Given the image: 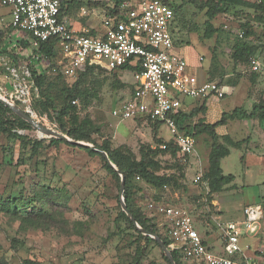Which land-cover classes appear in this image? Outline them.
I'll return each mask as SVG.
<instances>
[{"label":"rangeland","instance_id":"374dc122","mask_svg":"<svg viewBox=\"0 0 264 264\" xmlns=\"http://www.w3.org/2000/svg\"><path fill=\"white\" fill-rule=\"evenodd\" d=\"M204 1L174 0V4L179 5L174 38L177 45L187 47L184 55H190L191 64L196 65L201 55L202 72L209 79L224 85L222 89L225 95L219 102L204 100H207L205 121L213 123L222 112H228L235 106L250 110L253 103L264 101V80L251 78L248 65L239 63L235 66L231 57L233 45L245 42L258 45L257 55L264 58V29L250 9L227 4L226 11L217 14L211 21L219 31L211 38H205ZM93 2L66 0L64 10L71 14L82 6L87 12L85 17L89 18L96 8ZM8 10L9 7L0 5V29L3 31L0 56L4 46L7 51L2 54L14 56L16 51L7 45L12 33L8 31L11 21ZM246 22L255 35H243V24ZM241 32L242 36L239 35ZM6 76L0 68V86ZM131 80L130 73L100 69L70 79H54L57 87L62 84L71 87L77 83L81 88L82 97L73 102L79 117L88 116L99 127L100 131L92 136L97 143L106 139L112 147H128L139 157L141 145L155 147V135L167 140L171 134L164 124H159L155 133L148 120H119L112 115V110L129 95ZM51 93L55 96L57 88L51 89ZM184 101L191 103L194 100L184 98ZM32 109L35 121L58 131L44 99L39 95L32 103ZM194 121L196 117L191 118L190 122ZM234 123L238 125L230 124L227 130L232 134V139L242 143L239 148L231 147L230 153L220 163L225 175L234 176L230 183L233 187L212 195L217 201L216 206L209 204L206 182H192L199 166L203 171L208 166L212 139L206 132L195 136L191 163L188 162L183 170L168 155L158 156L161 162L159 172L178 177V186L155 188L138 177L133 179L134 187L138 188L133 194L135 205L152 220L162 236H166L164 216L149 208L150 202L185 209L200 236L216 251H222L217 223L241 220L243 207L264 197V127L257 122L243 126L244 121ZM17 131L31 140H40L42 147L33 155L31 145H23L18 139L0 135V201L20 195L25 199L36 188L34 185L48 182L51 187L62 189L66 204L56 206L42 201L21 208V215H26L33 206L51 212L54 210V220L42 222L39 226L23 224L19 218L0 208V260L4 264H167L156 241L147 244L139 242L143 253L137 255L135 232L125 220L115 219L120 205L119 188L99 156L89 155L85 150L66 143L50 145V138L32 126Z\"/></svg>","mask_w":264,"mask_h":264},{"label":"built area","instance_id":"2783aa9c","mask_svg":"<svg viewBox=\"0 0 264 264\" xmlns=\"http://www.w3.org/2000/svg\"><path fill=\"white\" fill-rule=\"evenodd\" d=\"M95 1L105 5L106 14L100 28L90 33L74 29L62 17L60 0H0L1 6L9 7V26L14 29L7 45L16 50L10 56L2 54L7 51L2 48L0 68L7 76L0 96L32 116V103L39 95L36 76L53 72L70 79L87 66L112 71L127 64L132 68V92L112 115L119 120L145 117L161 122L179 151L190 155L195 136L178 126L179 114L187 112L184 98L221 99L225 92L217 81L200 80L199 67L174 51L172 0ZM48 41L56 49L52 57L39 50ZM248 71L264 80V61L251 56ZM201 177L198 173L193 181L201 182ZM148 206L164 216L168 247L180 254L182 264H264V197L245 205L241 220L217 223L222 251L203 242L185 209L153 202Z\"/></svg>","mask_w":264,"mask_h":264},{"label":"trees","instance_id":"16d2710c","mask_svg":"<svg viewBox=\"0 0 264 264\" xmlns=\"http://www.w3.org/2000/svg\"><path fill=\"white\" fill-rule=\"evenodd\" d=\"M64 0H60V11L61 15L64 11ZM204 7L206 8V20L203 24V36L205 38H211L216 34L219 29L214 27L211 23L214 16L219 13L226 11L227 4H232L236 7H245L252 11L255 20L263 26L264 29V0H205ZM171 7L174 10V20H176V12L179 8V5L170 3ZM244 31L243 35L245 37L255 35L251 30L249 23L246 22L243 24ZM14 29L11 26H8V31L12 32ZM7 31V32H8ZM93 31H90L92 33ZM9 33V32H8ZM3 38V31L0 29V41ZM24 46L25 43L20 41ZM176 43V41H175ZM40 52L43 54L52 57L55 55L56 49L54 48V42L48 41L42 43L40 46ZM258 50V45H252L251 43L245 42H236L233 45V50L231 57L234 65L239 63H246L248 65V60L251 56L256 55ZM96 68L95 66H87L83 71L78 74L84 75L93 71ZM131 67L127 64L112 70L113 72H130ZM106 71V70H105ZM110 72V71H109ZM250 73V72H249ZM77 75V76H79ZM50 76L52 78H50ZM251 78L257 77L256 75L250 73ZM54 79H64L60 74L56 73H45L35 77V85L38 89L39 97L44 99L45 107L50 112V116L53 121L57 124L58 131L66 134L68 137L74 140L86 141L94 144L100 149H103L108 158L124 173L125 177V188H124V200L127 205L129 212L133 215L137 223L144 229L148 230L152 234H156L161 237L165 245L168 247L170 239L167 236H162L156 225L152 220L146 217L139 207L135 205V199L133 194L137 187H134L133 179L135 177L140 178L143 182L148 185H151L155 188H163L164 186L176 187L178 186V177L171 173H160L159 169L161 168V162L158 159V156L161 154L168 155L173 161H176L175 164L180 166L182 170L186 168L188 164V154H183L179 151L176 146L173 138L167 140H162L154 137L156 146L151 147L149 144L141 145L138 149L139 157H137L133 151L124 146L112 147L111 143L103 139L101 143H97L92 137L93 134H97L100 129L97 127L90 117H79L77 106L73 101L82 97L83 91L77 85V83L71 87L62 84L57 87V82ZM212 80V79H209ZM221 86L223 84L220 81H217ZM54 87L57 88V94L52 95L51 89ZM132 92V87L131 91ZM129 93V94H130ZM206 107L204 102L199 106L194 107L190 111L181 112L178 116V126L179 128L186 132L191 133L193 136H196L198 133L206 132L212 139L211 148L208 155V166L207 169L203 172L201 177V182H206L207 187L209 188L207 199L209 204L213 199L212 195L217 192L225 190L227 187H233L230 183L234 180L232 174L225 175L221 168V159L227 156L230 153V148H239L242 142L235 141L229 135H218L215 131V128L218 125L225 124L228 119H250L257 118L259 121H264V101L256 103L253 105L250 111L245 110L243 107H236L231 112H223L221 118L214 123H207L204 118ZM196 117V121L193 123L190 122L191 118ZM133 119H144L148 120L152 124V129L157 131L159 124L162 123L156 120H152L145 117H135ZM31 125L15 114L9 107L0 103V135H5L9 138L20 140L23 145H31V154L35 155L39 148L42 147V142L38 139L31 140L26 135L18 133V129H30ZM66 143L68 145L77 146L85 150L89 155L99 156L103 162L104 168L106 171L115 179L117 187L120 189V175L117 171L114 170L107 163L106 159L102 155L86 146L77 145L70 143L64 139H55L50 138V145ZM165 143L166 148L162 149L161 144ZM183 176V173L180 174ZM228 185V186H227ZM36 187L32 189L31 195L29 197H10L3 202L0 201V208L15 218H19L21 223L29 224L32 226H39L42 222L53 221L54 220V210L47 211L46 209L32 207L31 210L26 213V215H21V208L25 209L33 202L42 203L47 201L52 205L64 206L65 198L62 189L57 186L51 187L48 182L34 185ZM118 213L116 220H125L128 224V227L135 232L134 241H136V252L137 255L142 254V247H140L139 242H155L153 238L148 235L141 233L131 222L126 213L122 210L121 206L118 205ZM203 242L207 245H210L207 240L203 238ZM156 243V242H155ZM157 244V243H156ZM159 246V245H158ZM169 248V247H168ZM173 258L176 264H182L180 254L173 249H170ZM162 258L166 261L167 264H171L165 255H162ZM27 264H33L32 262H26ZM0 264H4L0 260Z\"/></svg>","mask_w":264,"mask_h":264},{"label":"crops","instance_id":"0c3cea01","mask_svg":"<svg viewBox=\"0 0 264 264\" xmlns=\"http://www.w3.org/2000/svg\"><path fill=\"white\" fill-rule=\"evenodd\" d=\"M64 1H66V0H64ZM95 5H96V8H95V10H94V14L92 15V17H89V18H87V17H85V15L87 14V12H85L84 14H82V9H84L82 6H80L79 8H78V10H76L74 13H71V14H67V12L64 10L63 12H62V17L64 18V19H66V21H68V23L74 28V29H76V30H81V29H86V30H89V31H93L94 32V30H96V29H99L100 28V22H101V20H102V18L105 16V14H106V8H105V5L103 4V3H99V2H96L95 0H94V2H93ZM172 3H174V0H172ZM8 13H9V10H8ZM10 14V13H9ZM174 24H175V21H173V23H172V26H171V30H172V33H173V41H174V51L176 52V53H179V54H181L185 59H186V61H187V63L189 64V65H193V64H191L190 62V55L187 53L186 55H184L185 53H184V50L187 48V47H185L184 48V46H182L181 44H179V45H177L176 43H175V41H176V39L174 38L175 36H174V33H175V26H174ZM183 47V48H182ZM192 50V49H191ZM193 50L191 51V53L193 54ZM259 54V53H258ZM256 55H257V53H256ZM257 56H259L263 61H264V58H262L260 55H257ZM200 57L202 58V56L200 55V56H198V61L196 62V65H194V66H198L199 67V74H198V76H199V78H200V80H205V79H209L208 78V76H207V74L205 73V72H202V70H201V68H202V66H201V64H200V62L201 61H203V58L200 60ZM125 73H130L131 74V72H125ZM131 79H132V76H131ZM215 81V80H214ZM131 82H132V80H131ZM224 85H222V87H223ZM234 88V87H233ZM224 97V96H223ZM222 97V98H223ZM205 100V99H204ZM204 100H197V101H193V102H191V103H186L185 104V108H186V111H190L191 109H193L194 107H196V106H199L201 103H203L204 102V104H205V107H206V101L207 100H212V101H214V102H219L220 101V99H214V98H207V100L206 101H204ZM254 104H256V103H253V105ZM253 105L251 106V108H250V110L252 109V107H253ZM236 107H242V106H235L234 108H236ZM233 108V109H234ZM244 108V107H243ZM232 109V110H233ZM245 110H247V111H250V110H248L246 107L244 108ZM232 110H230V111H228V113L229 112H231ZM206 112V111H205ZM223 113V112H222ZM222 113H221V116H222ZM204 116H205V114H204ZM221 116H220V118H221ZM205 118V117H204ZM219 118V119H220ZM219 119H217L216 121H218ZM215 121V122H216ZM237 121H244V123H242V126L243 125H246V124H248V123H254V122H257V124L259 125H263V127H264V121H259L257 118H250V119H228L227 121H226V123L225 124H222V125H218L216 128H215V131H216V133L218 134V135H225V134H227V135H229L230 137H233L232 136V134L231 133H229L228 132V130H227V127H229L230 126V124H232V125H238L237 123H234V122H237ZM207 123H210V122H207ZM214 123V122H213ZM234 123V124H233ZM188 161L191 163V160H190V155H189V157H188ZM192 164H193V162H192ZM203 169H201V167L199 166V170L195 173V176L198 174V173H202L203 174ZM194 176V177H195ZM194 180V178L192 179V182H194L193 181ZM198 183V182H197ZM200 183H203V182H200ZM211 204H212V206H216V204H217V201L215 200V198H213L212 199V201H211ZM213 246V245H212Z\"/></svg>","mask_w":264,"mask_h":264},{"label":"water","instance_id":"95a60500","mask_svg":"<svg viewBox=\"0 0 264 264\" xmlns=\"http://www.w3.org/2000/svg\"><path fill=\"white\" fill-rule=\"evenodd\" d=\"M0 103L4 104L5 106L9 107L15 114H17L19 117H21L22 119H24L25 121H27L32 127H34L35 129H37L40 134L45 135L49 138H55V139H64L70 143H74L77 145H82V146H86L89 147L97 152H99L102 157L104 159H106L107 163L109 164V166H111L112 168H114L115 171H117V173L120 175V179H121V183H120V189H119V202L121 205L122 210L126 213V215L129 217V219L131 220V222L133 223V225L144 235H148L151 238L155 239V241L157 242V244L159 245L160 249L162 250L163 254L167 257V259L170 261L171 264H176L173 255L171 253V251L169 250V248L165 245V243L163 242V240L158 236V235H154L151 232H149L148 230L142 228L137 221L135 220V218L133 217V215L129 212L127 205L125 203L124 200V188H125V177H124V173L118 169L116 167V165L108 158L107 153L103 150L98 148L97 146H95L94 144H90L88 142H84V141H80V140H74L70 137H68L66 134H63L59 131H56L52 128L46 127L44 125H41L40 123H38L37 121H35L33 119L32 116H30L28 113H26L23 109H21L20 107H18L17 105L10 103L9 101H7L6 99L2 98L0 96Z\"/></svg>","mask_w":264,"mask_h":264}]
</instances>
